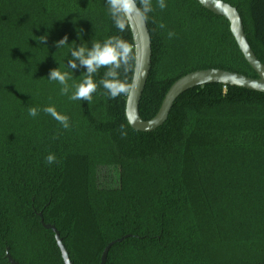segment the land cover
<instances>
[{"label":"trees","instance_id":"obj_1","mask_svg":"<svg viewBox=\"0 0 264 264\" xmlns=\"http://www.w3.org/2000/svg\"><path fill=\"white\" fill-rule=\"evenodd\" d=\"M223 1L237 8L264 64V0ZM151 3L143 120L191 71L257 76L225 18L196 0H165L163 10ZM65 36L68 44L58 48ZM112 36L134 46L107 0H0V264H9L7 247L19 264H63L39 212L73 264H98L106 244L127 234L105 264H264V93L199 86L175 100L163 125L135 131L125 116L127 96L110 99L99 84L105 68L94 74L90 103L69 99L86 72L67 67L71 49ZM58 67L72 75L68 95L48 78ZM119 71L131 81V71ZM47 106L66 115L69 128ZM33 107L36 117L28 114Z\"/></svg>","mask_w":264,"mask_h":264},{"label":"water","instance_id":"obj_2","mask_svg":"<svg viewBox=\"0 0 264 264\" xmlns=\"http://www.w3.org/2000/svg\"><path fill=\"white\" fill-rule=\"evenodd\" d=\"M202 7L212 13L222 16L229 22V30L246 62L255 71L256 77L220 69L206 68L191 71L175 80L167 90L157 113L148 120H143L139 114L140 99L151 68V38L146 22L141 23L138 17H134L130 22L135 55L138 60L144 62L143 75L140 78L139 87L127 95L125 104V116L128 124L135 131L151 132L163 125L168 118L169 112L175 100L184 92L207 84H222L236 86L252 91L264 93V64L256 57L249 45L244 31L243 22L237 8L223 0H196ZM40 222L45 229H50L54 233L56 245L60 250L63 264H73L69 253L62 241L59 231L53 224L44 223L42 213L39 212ZM130 235L116 238L106 244L102 250L98 264H105L110 248L121 242ZM5 258L9 264H19L6 248Z\"/></svg>","mask_w":264,"mask_h":264},{"label":"clouds","instance_id":"obj_3","mask_svg":"<svg viewBox=\"0 0 264 264\" xmlns=\"http://www.w3.org/2000/svg\"><path fill=\"white\" fill-rule=\"evenodd\" d=\"M108 10L113 19L117 29L121 32L125 31L134 17H138L141 23H145L148 19V13L152 8L151 0H107ZM158 6L161 10L166 7L165 0H158ZM163 28L164 25L160 24ZM169 38L174 36V33H168ZM46 37H40V43H44ZM68 44L65 36L57 42V47L60 48ZM71 59L68 60L67 67L71 70L78 66L86 68L83 73V79L71 86L74 88L72 94L69 96L70 100H83L91 102L93 94L97 91L98 84L94 80V74L99 69H107L99 84L106 90L110 99H115L121 95H129L133 89L139 87L140 78L143 75L144 62L137 59L134 51V46L119 36H112L101 42H92L91 48L86 44L73 47L70 51ZM79 62V65L77 64ZM123 69L124 73L132 72L131 81L120 78V71ZM50 80L57 81L62 85L60 91L62 95H68L70 92V85L68 81L72 75L67 71H61L60 68L50 70ZM38 109L29 108L28 114L31 117L38 115ZM43 111L51 115L57 122H59L65 129L69 128V118L66 115L59 113L54 106H47ZM121 136H127L124 125L120 126ZM48 164L56 162L54 154H49L46 157Z\"/></svg>","mask_w":264,"mask_h":264}]
</instances>
